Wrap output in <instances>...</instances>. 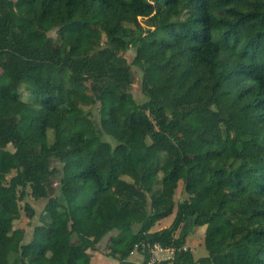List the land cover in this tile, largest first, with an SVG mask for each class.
<instances>
[{
	"label": "trees",
	"instance_id": "obj_1",
	"mask_svg": "<svg viewBox=\"0 0 264 264\" xmlns=\"http://www.w3.org/2000/svg\"><path fill=\"white\" fill-rule=\"evenodd\" d=\"M111 232L118 264H264V0H0V264H91Z\"/></svg>",
	"mask_w": 264,
	"mask_h": 264
},
{
	"label": "rangeland",
	"instance_id": "obj_2",
	"mask_svg": "<svg viewBox=\"0 0 264 264\" xmlns=\"http://www.w3.org/2000/svg\"><path fill=\"white\" fill-rule=\"evenodd\" d=\"M141 20L143 19L141 18ZM50 34L56 36V31L53 30L50 32ZM135 55H136V50L134 48L128 50L125 53V57L127 58V61L131 64ZM132 71L134 73L135 79L130 88L131 92L137 101L139 102L145 101L147 100V95H146L147 90L145 88V76L143 70L139 66L132 64ZM23 97L24 99H27L28 97V92L25 89L23 90ZM90 114L98 125L97 126V128L99 129L98 131L101 132L99 128L100 115L98 112L97 105L90 108ZM196 190L197 187L194 184V179L192 176H189L185 180H180L174 195L175 207L173 213L170 216L158 221L155 224V226L152 228V230H159L161 228L169 226L174 220L178 204L183 200L188 199ZM51 193H53L54 195L59 194L58 179H54L51 188ZM50 196L53 195L51 194ZM47 200L48 199L46 198L34 199L30 194H28V196L24 200H20L19 202H16L9 206V208L12 211L20 212V218L15 222V226L24 229L25 231L24 241L26 242L29 241L32 238L34 227L44 222L42 216L44 215L45 205L47 203ZM26 202H29L35 210V214L32 218H30L26 213L25 210ZM206 227H207L206 224L196 226L187 237L186 246L191 249L194 258L196 260L208 255V250L205 246ZM114 233L115 232H111L109 236L107 235L96 247L89 250V252L92 254L91 264H118V262L114 258L107 255V252L109 251L108 249L109 237L111 234ZM159 256H160L159 257L160 260H170L173 256V252L172 250H163ZM166 264H174V263L172 261H168Z\"/></svg>",
	"mask_w": 264,
	"mask_h": 264
},
{
	"label": "built area",
	"instance_id": "obj_3",
	"mask_svg": "<svg viewBox=\"0 0 264 264\" xmlns=\"http://www.w3.org/2000/svg\"><path fill=\"white\" fill-rule=\"evenodd\" d=\"M163 250H171V249H164L162 246H160L159 244H155L153 246V248L151 249V262L150 263H154V262H158L160 261V254L162 253ZM173 252V250H172Z\"/></svg>",
	"mask_w": 264,
	"mask_h": 264
},
{
	"label": "crops",
	"instance_id": "obj_4",
	"mask_svg": "<svg viewBox=\"0 0 264 264\" xmlns=\"http://www.w3.org/2000/svg\"><path fill=\"white\" fill-rule=\"evenodd\" d=\"M143 255L138 252V251H134L133 254L131 255V258L136 260L137 262H140L142 260Z\"/></svg>",
	"mask_w": 264,
	"mask_h": 264
}]
</instances>
